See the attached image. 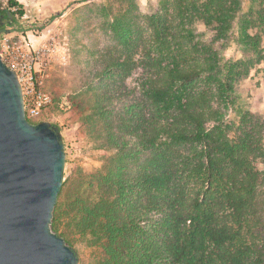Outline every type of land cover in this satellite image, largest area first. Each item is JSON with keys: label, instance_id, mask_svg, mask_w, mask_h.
<instances>
[{"label": "trees", "instance_id": "trees-1", "mask_svg": "<svg viewBox=\"0 0 264 264\" xmlns=\"http://www.w3.org/2000/svg\"><path fill=\"white\" fill-rule=\"evenodd\" d=\"M93 5L105 42H85L67 100L110 152L62 182L51 229L77 233L88 264H264V120L234 96L264 59V0Z\"/></svg>", "mask_w": 264, "mask_h": 264}, {"label": "rangeland", "instance_id": "rangeland-1", "mask_svg": "<svg viewBox=\"0 0 264 264\" xmlns=\"http://www.w3.org/2000/svg\"><path fill=\"white\" fill-rule=\"evenodd\" d=\"M13 1L14 4L10 3L11 0H0V5L8 8L15 19L14 30L3 34L0 43L7 39L13 49L22 50L29 46L31 52L35 50L38 53L35 66L39 70L37 78L42 88L52 96V103L44 111L42 118L60 129L66 156L63 181L78 174L93 172L100 166L102 155L110 151L93 146L83 129L74 121L67 95L80 85L77 63L85 62V42L91 40V37L105 42L106 36L102 27L100 28L99 16L93 11V4H105L108 1L118 4L122 0ZM133 1L143 14L152 12L158 2ZM248 3L249 0H243V7ZM259 7L255 2L252 9L255 11ZM250 31L261 36L264 53V23ZM226 54L234 58L252 56L234 42L227 48ZM234 87V96L240 105L264 120V59L255 63L246 76L235 82ZM229 112L231 114L233 110ZM65 227L62 226L58 233L62 231L71 241V247L79 257V264H88L93 257V249L77 233L71 232L70 228V233L67 234Z\"/></svg>", "mask_w": 264, "mask_h": 264}, {"label": "water", "instance_id": "water-1", "mask_svg": "<svg viewBox=\"0 0 264 264\" xmlns=\"http://www.w3.org/2000/svg\"><path fill=\"white\" fill-rule=\"evenodd\" d=\"M65 161L59 127L29 122L17 74L0 58V264H79L50 226Z\"/></svg>", "mask_w": 264, "mask_h": 264}, {"label": "built area", "instance_id": "built-area-1", "mask_svg": "<svg viewBox=\"0 0 264 264\" xmlns=\"http://www.w3.org/2000/svg\"><path fill=\"white\" fill-rule=\"evenodd\" d=\"M28 46V45H27ZM28 46L19 50L8 43L7 39L0 43V58L10 69L14 70L19 79L24 100L25 117L37 120L52 103L51 94L40 85L35 68L38 53L31 52Z\"/></svg>", "mask_w": 264, "mask_h": 264}, {"label": "flooded vegetation", "instance_id": "flooded-vegetation-1", "mask_svg": "<svg viewBox=\"0 0 264 264\" xmlns=\"http://www.w3.org/2000/svg\"><path fill=\"white\" fill-rule=\"evenodd\" d=\"M14 22L15 19L13 14L8 10V8L0 5V40L3 34L14 30ZM6 30L8 32H5Z\"/></svg>", "mask_w": 264, "mask_h": 264}]
</instances>
